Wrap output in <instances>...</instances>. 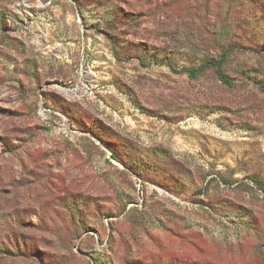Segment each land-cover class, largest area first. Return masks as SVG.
I'll return each mask as SVG.
<instances>
[{"label": "rangeland", "instance_id": "obj_1", "mask_svg": "<svg viewBox=\"0 0 264 264\" xmlns=\"http://www.w3.org/2000/svg\"><path fill=\"white\" fill-rule=\"evenodd\" d=\"M121 1L0 0V264H264V0Z\"/></svg>", "mask_w": 264, "mask_h": 264}, {"label": "trees", "instance_id": "obj_2", "mask_svg": "<svg viewBox=\"0 0 264 264\" xmlns=\"http://www.w3.org/2000/svg\"><path fill=\"white\" fill-rule=\"evenodd\" d=\"M114 1L116 2V4L122 2L121 0ZM230 1L231 0H228V2ZM118 12L120 13L119 15H121L123 13V10L121 8H118ZM228 19H230V17L226 13H224L223 20L219 23L218 27L215 30L211 31V43L215 54H203V57L198 65L194 64L191 67H183L182 70L178 73H184L186 74L188 79L196 80L202 77L206 72H211L215 79L219 82V84L227 89L235 88L239 83H246V78L248 77L241 76L239 80H236V78L230 76L227 73L228 66L231 62V57L238 52L250 49L247 46H243L242 44L238 43L237 37L230 34V24H226V21H228ZM171 59V55H169L168 57L164 56L163 59L158 62V58L154 56V59L152 61L155 64H167L170 65L171 68H174L172 67L173 62ZM255 182L259 186V189L264 192V184H262L260 180H255Z\"/></svg>", "mask_w": 264, "mask_h": 264}]
</instances>
